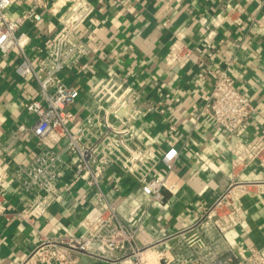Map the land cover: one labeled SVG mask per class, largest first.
<instances>
[{"label":"crops","instance_id":"0c3cea01","mask_svg":"<svg viewBox=\"0 0 264 264\" xmlns=\"http://www.w3.org/2000/svg\"><path fill=\"white\" fill-rule=\"evenodd\" d=\"M42 19L28 22L24 31L30 36L28 55L36 60L38 49L46 47L62 30L59 17L72 0H42ZM95 13L80 31L91 49L81 69L64 71L61 78L79 91L73 112L82 118L84 110L94 104L89 94L93 82L116 71L130 78L142 93L140 105L157 100L171 106L165 115H145L135 121L134 129L143 142L159 156L175 148L179 159L167 180L177 185L176 194L164 192L165 209L138 192L132 180L109 173L110 184L120 188L110 197L120 211L143 230L139 241L152 243L159 229L166 234L177 233L191 225L233 183L243 189L241 206L247 219L232 232L230 241L238 252L264 245V168L255 164L235 177L225 134L201 121L196 125L188 117L193 104H202L212 89L210 70H223L232 62L229 72L238 89L248 93L260 114L251 121L247 137L258 135L264 120V32L250 27V15L264 14V0H90ZM33 0H16L8 10L11 17L21 15ZM241 3L246 12L239 27L221 26L208 37L206 25L227 11V4ZM184 33L185 42L194 55L184 65L166 61L168 48L175 35ZM241 41L240 49L236 42ZM19 59L14 53L0 65V176L11 174L19 163L27 162L36 143L17 140L15 130L23 120L22 113L39 92L32 78L18 72ZM25 117V116H24ZM21 119V120H20ZM174 127L175 130H171ZM159 163L154 173L163 172ZM63 189L60 205L50 208L33 225L15 218L0 217V264H23L38 245L41 236L79 238L85 235L81 221L96 216L100 208L91 207L87 188L75 179L71 170L64 171L58 182ZM6 204L13 209L25 205L23 193L11 180L3 187ZM138 217L134 213L138 211ZM148 211V213H147ZM158 229L157 231H154ZM82 264H109L100 257L73 255Z\"/></svg>","mask_w":264,"mask_h":264},{"label":"built area","instance_id":"2783aa9c","mask_svg":"<svg viewBox=\"0 0 264 264\" xmlns=\"http://www.w3.org/2000/svg\"><path fill=\"white\" fill-rule=\"evenodd\" d=\"M15 1L0 0V65L16 53L17 72L32 78L39 87L37 96L25 105L23 120L14 133L15 139H31L36 146L27 162L19 163L13 173L0 176V217L8 222L19 218L33 225L50 208L60 205L64 192L58 182L67 169L84 183L88 204L100 208L96 216L82 219L84 236L42 235L23 264H82L73 256L75 253L97 256L109 264H151L145 253L158 250L161 252L155 264H264V245L241 253L230 241L229 235L247 219L241 206L243 189L234 183L183 230L166 234L159 229L152 243L139 241L143 230L111 200V193H119L120 188L110 184L109 173L114 170L120 177L132 180L138 185V192L165 209L164 192L174 195L179 191L177 185L168 182L166 173L177 164L179 152L169 148L159 156L143 142L134 123L145 115H165L173 109L157 100L140 105L142 93L130 78L111 71L93 82L89 94L94 104L79 118L73 112L79 91L64 82L61 74L81 69L90 56L91 49L80 31L92 20L95 6L90 0H72L59 17L61 32L46 47L38 49L39 56L34 60L27 53L31 39L24 26L42 19L40 10L44 4L33 0L29 10L11 17L8 10ZM226 7L224 15L206 25L209 38L221 26H241L245 7L239 2ZM249 19L250 27L264 32V14H252ZM241 46L242 42L237 41L236 48ZM193 55L184 33L179 32L165 59L181 66ZM231 66L230 61L223 70L209 71L212 89L202 104L192 105L188 120L193 125L204 121L224 132L232 169L239 179L255 164L264 168V120L258 135L246 136L249 123L261 114L252 105L250 95L238 89L229 72ZM159 163L165 170L155 174ZM9 180L25 196L26 203L20 209L6 204L3 187ZM138 212L134 213L135 218Z\"/></svg>","mask_w":264,"mask_h":264},{"label":"bare ground","instance_id":"6f19581e","mask_svg":"<svg viewBox=\"0 0 264 264\" xmlns=\"http://www.w3.org/2000/svg\"><path fill=\"white\" fill-rule=\"evenodd\" d=\"M160 252L161 251L158 250L156 252L150 251L148 253H145V258L148 261V263H151V264L157 263V259H158L157 257L159 256Z\"/></svg>","mask_w":264,"mask_h":264}]
</instances>
